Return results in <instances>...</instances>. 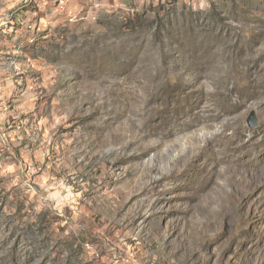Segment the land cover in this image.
Listing matches in <instances>:
<instances>
[{
	"label": "rangeland",
	"instance_id": "1",
	"mask_svg": "<svg viewBox=\"0 0 264 264\" xmlns=\"http://www.w3.org/2000/svg\"><path fill=\"white\" fill-rule=\"evenodd\" d=\"M0 264H264V0H0Z\"/></svg>",
	"mask_w": 264,
	"mask_h": 264
},
{
	"label": "trees",
	"instance_id": "2",
	"mask_svg": "<svg viewBox=\"0 0 264 264\" xmlns=\"http://www.w3.org/2000/svg\"><path fill=\"white\" fill-rule=\"evenodd\" d=\"M232 2H235V1H232ZM243 6L240 5V3H237V5H234V10L238 9L241 13H243V11H246L243 8ZM219 10H220V6L218 4L211 3L209 13L213 16V18L218 20L217 22H221V20H222L220 18L221 13H219ZM165 11L166 10L164 9V7L158 8V9L156 8L155 20L152 21V23L150 25V26H152L153 23L159 22V25H157L155 27V32L153 33V35L155 36L156 39H162V38L165 39V38L169 37V34L166 33V31L164 30V24L162 22H160L163 20L162 18L164 17V15H162L163 17H161V18L159 17L160 12H163V14H164ZM142 14L139 15L136 13L135 14L128 13L127 18H125V20H123L124 26H125V29L127 32L132 33V32H135L136 30H138L140 24L143 23L142 19H144V15H142ZM166 14L169 17L170 13L168 12ZM236 37H238V35H236ZM235 48H237V44L235 45Z\"/></svg>",
	"mask_w": 264,
	"mask_h": 264
},
{
	"label": "water",
	"instance_id": "3",
	"mask_svg": "<svg viewBox=\"0 0 264 264\" xmlns=\"http://www.w3.org/2000/svg\"><path fill=\"white\" fill-rule=\"evenodd\" d=\"M246 123H247V126L249 128H253V127H255L257 125L258 121H257V119L255 117V114L253 112L249 113Z\"/></svg>",
	"mask_w": 264,
	"mask_h": 264
}]
</instances>
